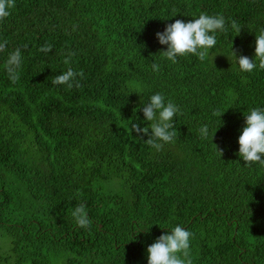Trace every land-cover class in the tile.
Returning a JSON list of instances; mask_svg holds the SVG:
<instances>
[{"label":"trees","instance_id":"1","mask_svg":"<svg viewBox=\"0 0 264 264\" xmlns=\"http://www.w3.org/2000/svg\"><path fill=\"white\" fill-rule=\"evenodd\" d=\"M201 13L228 29L208 57L163 58L156 34ZM261 31L264 0H15L0 21V264H148L177 225L194 233L193 264H264V166L238 155L245 115L264 108V70L232 55L254 59ZM69 66L81 87L52 84ZM156 93L180 109L159 152L130 131L150 127L142 108ZM81 203L87 229L71 215Z\"/></svg>","mask_w":264,"mask_h":264},{"label":"clouds","instance_id":"2","mask_svg":"<svg viewBox=\"0 0 264 264\" xmlns=\"http://www.w3.org/2000/svg\"><path fill=\"white\" fill-rule=\"evenodd\" d=\"M14 7L15 0H0V21L9 17L11 9ZM230 26L238 36L242 30L238 22L233 20ZM227 30L223 15L201 13L198 18L187 23L177 19L174 23L168 24L163 33L158 32L156 34L159 43L167 46V50L159 54L173 64L177 63L176 58L178 56L187 55H194L200 61H204L209 55V50L217 44L215 33L217 31L226 32ZM6 45V40L0 42V52L5 50ZM25 47L27 46L25 45ZM39 51L47 54L52 51V45L45 44L39 48ZM74 55V52H67L63 63L70 65ZM232 55L237 59L241 71L252 72L257 68V62L259 68L264 70V31L256 35L254 59L243 55L237 58L236 52L233 50ZM21 64V49L17 48L9 54L4 65L12 83H16L20 79L19 69ZM151 67L154 72L161 70L160 65L157 63H153ZM77 77L82 79L84 77L83 71L76 72L69 66L66 71L54 76L51 83L65 85L69 90L73 87L79 88L81 84ZM142 111L145 121L151 122L150 127L141 128L138 124L133 123L130 129L131 133L135 132L141 139L143 136H148L145 143L158 152L163 150L166 144L175 142V138L178 137L179 133L175 129L172 120L180 112L175 103L171 100L166 103L165 96L162 93H156L150 97V102L142 108ZM213 114L222 116L224 113L214 112ZM245 125L238 140V155L246 166L256 163L264 166V108L250 109L249 114L245 115ZM149 128L151 129L150 135ZM199 132L201 138H207L209 135L208 126L203 125ZM215 147L222 156V151L218 150L217 146ZM71 215L81 229L92 226V220L87 214L85 204L81 203L75 207ZM193 236L194 233L179 225L165 232L147 248L148 264H193L190 251V242Z\"/></svg>","mask_w":264,"mask_h":264},{"label":"rangeland","instance_id":"3","mask_svg":"<svg viewBox=\"0 0 264 264\" xmlns=\"http://www.w3.org/2000/svg\"><path fill=\"white\" fill-rule=\"evenodd\" d=\"M6 240H7V238L4 237L3 233H0V243H2V246L1 247H6V244H5L6 243Z\"/></svg>","mask_w":264,"mask_h":264}]
</instances>
